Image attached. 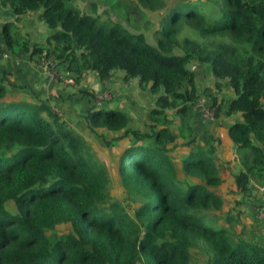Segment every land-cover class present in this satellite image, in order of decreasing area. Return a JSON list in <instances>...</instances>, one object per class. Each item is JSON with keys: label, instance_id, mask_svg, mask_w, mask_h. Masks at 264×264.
I'll return each instance as SVG.
<instances>
[{"label": "trees", "instance_id": "trees-1", "mask_svg": "<svg viewBox=\"0 0 264 264\" xmlns=\"http://www.w3.org/2000/svg\"><path fill=\"white\" fill-rule=\"evenodd\" d=\"M135 1L121 6L130 26L143 14L139 5L164 10L155 43L138 28L102 20L96 2L84 12L76 0H0L52 30L35 43L7 22L1 39L15 57L54 58L75 77L89 104L85 130L118 153L116 185L129 203L111 193L110 169L83 134L48 99L9 89L11 73L2 71L0 264H264V238L242 225L245 208L264 206L256 197L264 191V0ZM193 63L209 67L216 90L229 85L226 105L199 89ZM118 70L157 95L144 129L125 110L101 109L81 84L90 72L108 81ZM201 98L217 106L212 120L202 121ZM224 106L240 116L227 129L230 146L207 127ZM225 147L236 151L234 168ZM227 171L229 198L221 190Z\"/></svg>", "mask_w": 264, "mask_h": 264}, {"label": "crops", "instance_id": "crops-1", "mask_svg": "<svg viewBox=\"0 0 264 264\" xmlns=\"http://www.w3.org/2000/svg\"><path fill=\"white\" fill-rule=\"evenodd\" d=\"M0 13L6 22H17L21 26L23 34L27 33L32 42L43 43L49 35V30L47 31L45 29V23L42 20H39L38 16H34L35 13H27L18 17L1 6ZM31 25L37 27V31L34 28H31ZM200 66L201 67H193L196 72L199 89L202 90V92L205 88L212 89L213 92H216L215 94L218 97L217 106L219 104L226 105L228 100L233 97L231 88L229 85L223 84L220 90H216V80L209 67ZM2 71L11 73L9 78L13 84L16 85L14 86L5 80L4 82L7 83L9 89H23L24 91H22L26 93V95H37L41 98H46L50 101L52 106L60 103L64 109L68 107L67 117L71 125L72 122L76 123L83 121L84 123L86 110L89 107V104L85 98L79 100L80 95L78 94V89H80V87L60 82L55 83L50 79L48 67L43 65L42 62L35 64L28 55L15 57L10 52L4 50V52L0 54V73ZM86 77L88 81L96 83L97 89L102 90L108 88L112 91V99L104 104L107 109L112 107L127 111L132 118V124L144 129L146 116L150 109L155 106L157 99L153 93L141 90L136 80L125 82L123 79L124 72H114L111 79L108 81H100L98 75L94 72L88 73ZM142 106H146V108L143 111H140L139 108ZM197 117L199 118V114ZM239 120V115H227L226 107L224 106L220 110L219 117H217L215 121H212L213 123L208 122L207 127L211 131L216 130L217 133L222 136L227 145H230L227 139V129ZM85 128L86 126L84 129ZM254 214L255 213H253V217ZM255 221L258 223L256 219ZM261 228L264 229V223L260 229Z\"/></svg>", "mask_w": 264, "mask_h": 264}, {"label": "rangeland", "instance_id": "rangeland-1", "mask_svg": "<svg viewBox=\"0 0 264 264\" xmlns=\"http://www.w3.org/2000/svg\"><path fill=\"white\" fill-rule=\"evenodd\" d=\"M172 1H178V0H169V2H172ZM90 2H96L98 4V12L100 13L102 20H105L108 22L121 21L133 31H135L136 28L143 31L146 34V37H147L149 42H151V43L156 42L154 37H153V31L158 27V24H159L163 14H164V10L149 11V10L145 9L144 7H142L141 5H139V8L143 11V14H139V13L135 14L134 18H133V20L135 21V24L133 23V21L130 20L129 23L132 25V26H130L128 24V21L124 20L125 16L123 15V10L121 9V6L123 7L124 5H132L135 7V5H138V3L135 0H76V5H78L84 12H92L91 8H90ZM205 2H206V0H201L202 5H204ZM37 13H40V11ZM34 16L37 17L38 14H35ZM31 28H34L37 31V27H33L31 25ZM45 29L47 31L49 30V34L52 33V30L48 28L47 24H45ZM183 34L188 35L187 32H184ZM36 38H37V36H36ZM178 51L181 52V50H178ZM190 66L191 67H201L200 65H197V63H193ZM202 67H204V66H202ZM117 72L122 73L123 71L118 70ZM21 90H23V89H21ZM153 94L157 98V95L155 93H153ZM79 100H77V101H79ZM94 103L95 104L97 103L96 100L94 101ZM127 108H129V107H127ZM145 108H146V106H142L139 109H140V111H143ZM215 108H217V106H215ZM53 109L64 120H66L68 122L69 126L75 128L78 131H81L83 136L87 139L88 143L91 145L92 149L95 151L94 152L95 160L105 162L110 169L111 178H110L109 188L111 190V193L114 196L118 197V199H120L124 204H126V205L129 204L127 202V199H126V194L120 193L121 191L119 190V188L116 185V180H115L116 168L113 166V163H114L113 161L117 159L116 156L118 153H116L115 151L113 152L112 148L106 145V141H104V138L99 137V136L97 137L96 135H93L92 133L86 131L84 129L85 121H84V123H83V121H79L76 123L72 122V125H71L70 122L68 121V117H67L68 107H66V109H64L61 106V104L59 103V104H54ZM101 109L107 110L105 105H102ZM210 123H213V122H210ZM104 132H105L104 134H106L107 136L113 135L112 132H107L106 130H104ZM118 150H120V148H118ZM219 152H221V150ZM223 155L228 159H231V160L234 159V162H232L233 168L238 165V163H237L238 159L236 156V151L233 147L226 148V150H224V152H223ZM228 173H229V171H227L223 174V176L226 177L227 181H225V183L221 187V190H222L223 194L226 196V198L231 197L230 192H229V185L231 183V179L229 178ZM256 195H257L256 196L257 200L262 201L264 203V191L257 193ZM127 207L129 209L128 205H127ZM231 207H232L231 202L229 200H227L226 201V210L230 209ZM262 208H264V206L258 207L255 205H253V207L249 208V209L245 208L246 213H245V215L243 217V221H242V225H244V223H245L248 227L246 230V233L249 236H251L252 238H254V239L258 238L259 240H261L262 237L264 238V229L263 228H261L262 230L260 229V227L263 226L262 219H264L263 218L264 214H263ZM251 210H253L255 213L254 217H253V212ZM208 214H211V213H208ZM255 219L260 221L258 225L256 224ZM252 223H254L255 226Z\"/></svg>", "mask_w": 264, "mask_h": 264}, {"label": "built area", "instance_id": "built-area-1", "mask_svg": "<svg viewBox=\"0 0 264 264\" xmlns=\"http://www.w3.org/2000/svg\"><path fill=\"white\" fill-rule=\"evenodd\" d=\"M7 23L0 13V54L4 52L5 43L1 39V30L3 24ZM43 65H46L49 69L50 79L55 83H64L70 85H76V79L73 75L65 74L59 71L58 67L55 66L54 58H51L49 61H43ZM55 67V68H54ZM84 87L93 90L96 94V104L101 108L107 101L112 99V91L110 89H97L96 83L93 81H88L87 79L83 80L81 83ZM196 109L199 110L202 121L212 120L215 116V106H213L206 98H201L199 103L196 106ZM264 190V187L262 188ZM264 214V213H263ZM264 216V215H263Z\"/></svg>", "mask_w": 264, "mask_h": 264}]
</instances>
